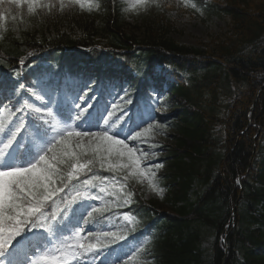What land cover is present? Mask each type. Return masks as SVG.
<instances>
[{
    "label": "trees",
    "instance_id": "obj_1",
    "mask_svg": "<svg viewBox=\"0 0 264 264\" xmlns=\"http://www.w3.org/2000/svg\"><path fill=\"white\" fill-rule=\"evenodd\" d=\"M97 3L99 11L86 13L75 9L51 11L43 3L31 13L26 4L17 7L5 3L9 7L4 9L0 5V11L5 13V19L0 21V67L14 65L13 59L25 52L17 48L20 45L12 38L9 18L23 17L27 25L54 31L52 40L41 34L36 48L47 49L66 40L89 45L100 34L101 45L106 47L151 46L130 55L117 68L119 75L139 72L141 81H146L145 87L140 88L147 93L154 88L159 91L156 82H163L166 77L153 73L158 63L167 64L173 76L165 83L166 91L159 99L166 115L154 123L159 127L144 136L153 141L160 153L158 163L164 164L163 168L154 169L153 187H163L167 193L159 203L149 202L150 208L141 202L136 207L140 220L154 216L159 225L145 264H264V0H187L189 6L196 4V9L206 15L223 12L231 18L230 33L202 50L166 38L173 23L166 18L169 9L165 7L173 6L175 0H157L160 7L157 3L148 4L141 20L145 34L142 40L126 34L119 3ZM27 32L31 31H22ZM26 36L30 38L29 34ZM162 49L202 58H167ZM209 57L219 62L214 63ZM250 113L252 125L248 124ZM257 127L261 131L253 143ZM248 165L235 228L227 238L228 252L224 255L218 238L240 194L236 179ZM64 168L66 171L67 165ZM136 175L122 193L142 194L150 187ZM165 205L171 215L158 213L166 209Z\"/></svg>",
    "mask_w": 264,
    "mask_h": 264
},
{
    "label": "snow or ice",
    "instance_id": "obj_2",
    "mask_svg": "<svg viewBox=\"0 0 264 264\" xmlns=\"http://www.w3.org/2000/svg\"><path fill=\"white\" fill-rule=\"evenodd\" d=\"M137 2L149 4L157 3V0ZM5 3L17 7L26 4L31 13L41 0H0V5ZM64 3L65 0H59L61 9ZM69 3L84 8L81 0H69ZM55 6L52 2L46 5L49 10ZM157 7H160L159 3ZM191 7L197 6L192 4ZM92 8L99 9L100 4H90L89 11ZM4 19L5 13L0 11V21ZM20 63L23 65V60ZM58 76V73H52L47 83L36 80L28 86L27 90L38 100L47 99L43 107L20 103L17 89H25L23 82L18 80L11 87L0 83V95L4 97L0 99V109L9 113L6 123L0 121V264H95L97 257L103 255L102 249L125 240L126 233L134 231L136 225L131 228L125 225L120 235L103 231V237H112L107 243L103 240L87 245L81 242L85 231L83 224L88 222L85 214L91 218L93 213L100 211L92 202L101 200L99 193L108 191L106 185L100 186L98 192L92 191L97 187L92 183L97 178L94 166L98 164L100 170L112 173L111 177L103 178L108 183L127 179L126 175L118 178L117 170H135L140 176L147 173L151 177L150 187L156 176L151 169L164 166L162 162L145 163L149 153L129 143L130 140L139 142L153 127H159L150 122L155 119L151 112L158 110L153 105H158L159 100L149 97L146 100L151 109L148 120L141 117L140 124L125 132L123 127H118L121 118H111L133 103L127 88L120 86L122 94L113 98L112 110L108 111V104L98 102L93 107L92 100L97 93L101 100L105 91L111 95L109 88L115 89V83L89 77L68 84L71 77L57 79ZM5 91L9 94L5 95ZM87 91H91L92 96L82 108L78 101L84 99ZM117 98L121 103L115 102ZM64 165L69 170L67 174ZM153 190L161 197L165 191L155 187ZM124 219L132 223L134 218L125 215ZM144 235L145 240L129 249L117 264H128L129 259L145 251L143 245L149 241L147 234ZM21 241H27L26 246H21ZM137 264L142 262L138 260Z\"/></svg>",
    "mask_w": 264,
    "mask_h": 264
},
{
    "label": "rangeland",
    "instance_id": "obj_3",
    "mask_svg": "<svg viewBox=\"0 0 264 264\" xmlns=\"http://www.w3.org/2000/svg\"><path fill=\"white\" fill-rule=\"evenodd\" d=\"M176 16L173 14L170 18ZM228 20L217 17L204 18L203 16L183 17L179 18L175 25V31L171 37L177 42L187 45H197L199 42H207L212 37L219 35L220 32L227 29ZM140 23L136 18L128 17L126 22V32L133 33L139 38H142L143 31L139 28ZM154 196V193H149V197Z\"/></svg>",
    "mask_w": 264,
    "mask_h": 264
}]
</instances>
